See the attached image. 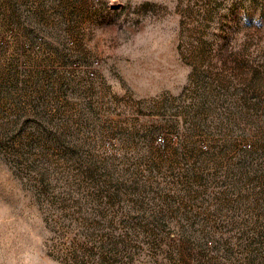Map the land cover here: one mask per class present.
Instances as JSON below:
<instances>
[{"label": "rangeland", "instance_id": "rangeland-1", "mask_svg": "<svg viewBox=\"0 0 264 264\" xmlns=\"http://www.w3.org/2000/svg\"><path fill=\"white\" fill-rule=\"evenodd\" d=\"M0 264H264V0H0Z\"/></svg>", "mask_w": 264, "mask_h": 264}, {"label": "built area", "instance_id": "built-area-1", "mask_svg": "<svg viewBox=\"0 0 264 264\" xmlns=\"http://www.w3.org/2000/svg\"><path fill=\"white\" fill-rule=\"evenodd\" d=\"M88 74H89L90 76H92V75L94 74V72H93V71H89ZM156 141H157V142H163V138H162L161 136H158V137L156 138Z\"/></svg>", "mask_w": 264, "mask_h": 264}]
</instances>
